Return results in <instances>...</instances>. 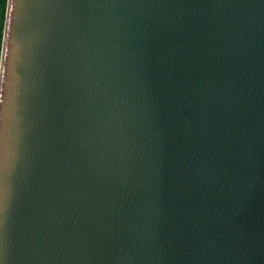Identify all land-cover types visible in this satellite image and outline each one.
<instances>
[{
    "label": "water",
    "instance_id": "1",
    "mask_svg": "<svg viewBox=\"0 0 264 264\" xmlns=\"http://www.w3.org/2000/svg\"><path fill=\"white\" fill-rule=\"evenodd\" d=\"M2 264H264V0H8Z\"/></svg>",
    "mask_w": 264,
    "mask_h": 264
},
{
    "label": "snow or ice",
    "instance_id": "2",
    "mask_svg": "<svg viewBox=\"0 0 264 264\" xmlns=\"http://www.w3.org/2000/svg\"><path fill=\"white\" fill-rule=\"evenodd\" d=\"M14 26V17L6 15L5 12L0 15V201H2L4 194L3 185V169L6 159V143H5V122L7 118V109L4 107L3 98V80L7 72L5 66V39H9ZM2 210V205H0ZM2 264V261H0Z\"/></svg>",
    "mask_w": 264,
    "mask_h": 264
},
{
    "label": "clouds",
    "instance_id": "3",
    "mask_svg": "<svg viewBox=\"0 0 264 264\" xmlns=\"http://www.w3.org/2000/svg\"><path fill=\"white\" fill-rule=\"evenodd\" d=\"M8 5V0H0V15H2Z\"/></svg>",
    "mask_w": 264,
    "mask_h": 264
}]
</instances>
